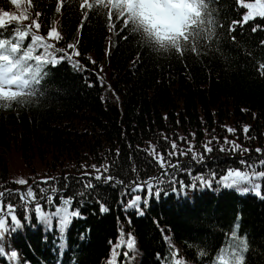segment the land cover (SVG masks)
I'll list each match as a JSON object with an SVG mask.
<instances>
[{"label": "trees", "instance_id": "obj_1", "mask_svg": "<svg viewBox=\"0 0 264 264\" xmlns=\"http://www.w3.org/2000/svg\"><path fill=\"white\" fill-rule=\"evenodd\" d=\"M247 3L254 0L207 3L201 12L209 13L205 20H215L214 36L200 33L199 54L189 48L181 56L175 52V46H184L178 34L157 40L138 22L109 28L106 12L111 5L103 13H90L80 29L78 0H71L61 13L55 11L56 0H33L35 7L26 0L19 7L0 0V10L19 15L27 9L30 18L24 25L40 12L44 26L37 34L46 37L47 28L55 26L63 40L49 43L64 52L75 44L80 52L47 66L36 95L9 107L0 105V191L33 186L38 196H46L51 193L39 190L54 187L55 203L43 201L44 210L54 212L62 197H72L71 209L80 215L61 230L57 219L46 226L34 207L26 210L15 195L6 198L16 205L22 226L3 237L0 264H107L121 232L133 235L135 249L129 257H119L118 264H165L162 258L171 248L179 250L185 264H215L233 231L248 244L244 264H264V198L218 182L229 168L245 170L241 160L255 164L264 159V151H255L264 150V76L257 72V65L264 63V18L229 31L232 22L247 13L240 6ZM10 36L11 29L0 38ZM29 43L30 38L24 47ZM77 60L80 70L74 67ZM245 125L250 126L248 136L241 131ZM225 126L237 132L230 134ZM177 137H186L198 153L213 137L219 142L213 141L203 163L191 155L173 158L182 169L164 176L138 149L149 148L151 142L165 152ZM225 137L250 151H220ZM177 144L188 148L187 142ZM93 164L110 165L107 175L117 183L92 180L95 187L86 188L87 180L80 178L85 171L96 175ZM212 172L217 176L210 187L195 180L200 175L211 179ZM154 177L163 181L157 185L158 197L132 190L134 182ZM19 178L28 184L14 183ZM45 178L55 179L40 183ZM261 185L264 193V181ZM136 195L143 198L142 215L127 207ZM102 205L108 211L102 212ZM13 250L15 259L10 256Z\"/></svg>", "mask_w": 264, "mask_h": 264}, {"label": "snow or ice", "instance_id": "obj_2", "mask_svg": "<svg viewBox=\"0 0 264 264\" xmlns=\"http://www.w3.org/2000/svg\"><path fill=\"white\" fill-rule=\"evenodd\" d=\"M10 2L17 7L21 4V0H10ZM26 2L29 6L35 7L33 0H26ZM70 2L71 0H56V13H61L65 5ZM211 2L212 0H207V2L206 0H78L79 11L81 13V23L78 27L82 29L85 26L90 13H103V10L108 9L109 5H111V9L106 12L109 28H114L115 24L120 22H123L124 27L138 22V27H142L144 31L151 35H155L157 40L170 39L171 34H178L184 46H175V52L181 56L189 48L192 53L199 54L198 49L202 40L200 33H210L212 38L214 36L213 28L215 20L212 18L205 20L203 17L209 15V13L207 11L201 12V9H205L206 4ZM240 6L245 7L248 11L240 20L232 22L229 31H235L237 26H243L257 17L264 18V0H254V3L242 4ZM41 15L40 12H36L32 23L24 25L22 21L30 18L27 9L19 15L0 10V37L4 36L6 30L11 29L10 38H0V105L4 107H9L13 101L23 103L24 97L36 95L41 81L47 75V66H55L66 59L71 60L73 56H80V52L75 44H68L67 48L71 52H64L57 49L55 44L49 43L50 40H54L57 43L63 40V36L57 27H48L46 37L37 34L44 26L41 23ZM114 15L115 20L113 19ZM193 16L198 17V19L193 20ZM13 22L16 23L13 24ZM202 25L206 27H202ZM33 27L36 30L35 32L32 31ZM255 30L256 28L253 29V31ZM29 38L30 43L27 47H24V41ZM92 63H95V61H92ZM74 67L77 70L83 68L78 60L74 62ZM257 72L261 76H264V63L257 65ZM225 130L230 134L237 132V129L227 126H225ZM241 131L245 136H248L250 126H243ZM189 135L195 137V133H190ZM162 137L165 142H169L167 136L162 134ZM249 138L251 137L249 136ZM177 140L187 142V150L179 148ZM214 140L217 143L219 142L218 138L213 137L212 140H208L203 144V153L195 152V146L191 142H188L186 137H177L171 140L170 150H166L165 152L157 151V146L151 144V142H149V148L138 150L144 151L150 156L162 169V174L168 176L174 174L175 170L182 169V165L178 161L176 163L171 162L175 157L191 155L194 161L203 163L205 154L213 151V147L210 145L213 144ZM225 145L228 147H225ZM219 150L222 152L242 153L250 151V149L243 148L236 141L229 140L227 137L224 138ZM255 151L261 153L264 150L256 148ZM240 163L245 166V170L227 169L225 174L219 176L218 182L220 185L226 188H235L243 193L252 192L264 198L261 185V181H264V159H259L255 164H248L245 160H241ZM82 167L87 168L89 166L83 165ZM90 167L95 171L96 175L93 176L91 173L85 171L80 178L82 181L87 180L84 184L86 188L95 187L92 180L103 181L104 183H117L115 177L107 175L110 165L97 166L93 164ZM170 169L172 170L171 173ZM133 170L135 171V168ZM210 176L211 179L200 175L195 177V180L206 187H210L214 180H216L217 174L212 172ZM52 179L55 178H45L40 183L48 184ZM67 179L69 178L66 177L65 180ZM162 182L159 177L150 178L144 182H134L132 190H147L148 195L158 197L161 194V189L157 185ZM14 183L26 185L28 181L24 178H19ZM118 183H123V181H119ZM180 183L182 184V182ZM192 186L195 187L196 184L194 183ZM39 191L41 193L47 191L51 195L38 196L33 186L27 187L26 190L0 191V256H3L5 253L3 246L5 234L9 231H15L18 227L22 226L21 220L15 214L16 205L11 202L6 203V198L10 200L15 195L23 202L26 210L29 207H34L38 219L46 226H51L52 220L57 219L61 230L66 228L73 218L80 215L78 209H71L72 197H62L61 205L57 206L54 212L45 211L46 205L43 201H46L47 205L54 204L58 189L51 187L49 189H40ZM142 199L140 195L134 196L127 204V207L137 209L139 214L142 215L143 212L140 207ZM143 202L147 203L146 200ZM101 211L106 212L108 209L102 205ZM25 219H28V217L25 216ZM122 249L123 251H121ZM134 249L135 238L133 235L128 233L125 236L121 232L118 240L112 246L107 264H118L119 257H129ZM247 250L248 244L246 240L241 239L237 235V231H233L226 241V246L222 247L215 264H244ZM17 255L15 250L10 253L13 259ZM162 259H164L165 264H185L179 250L174 248H171L168 257Z\"/></svg>", "mask_w": 264, "mask_h": 264}]
</instances>
